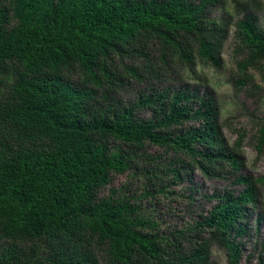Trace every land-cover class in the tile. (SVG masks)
Segmentation results:
<instances>
[{"label":"trees","instance_id":"trees-1","mask_svg":"<svg viewBox=\"0 0 264 264\" xmlns=\"http://www.w3.org/2000/svg\"><path fill=\"white\" fill-rule=\"evenodd\" d=\"M227 5L233 15L213 17ZM260 9L258 0H0V264H217L216 244L242 264L264 177L240 174L216 101L179 76L220 68L234 30L236 86L255 85L252 70L264 79ZM195 170L243 189L205 196L207 214L163 231L143 200ZM125 173L147 182L141 195L99 196Z\"/></svg>","mask_w":264,"mask_h":264},{"label":"rangeland","instance_id":"rangeland-1","mask_svg":"<svg viewBox=\"0 0 264 264\" xmlns=\"http://www.w3.org/2000/svg\"><path fill=\"white\" fill-rule=\"evenodd\" d=\"M258 1L261 3L260 22L264 25V0ZM232 12L231 5L219 6L213 11V17L225 19L233 15ZM241 59L243 55L237 49L234 30H232L223 48L220 68L199 64L195 72L190 73L192 76L184 74L179 78L184 79V83L191 89H199L202 93L212 95L220 109L219 124L223 129L226 143L242 157L245 163L240 174L257 179L264 177V152L258 154L257 150L260 128L264 121V79L259 72L252 70L249 74L254 77L255 85L236 86L235 82L239 76L236 63ZM180 81H176L174 85ZM132 94L130 92L128 98ZM145 117H149V114ZM157 151L155 147L150 148L152 153ZM233 181L234 178L230 177L208 179L199 170H195L187 182L183 181L178 186H172L169 189L170 193L154 194L153 201L143 200V211L157 220L163 231H167L170 227L190 225L198 220L201 214H207L214 205V202H210L205 196L209 197L217 191L239 192L243 189ZM146 183L145 180L130 173L114 174L111 183L100 190L99 196L107 197L113 191L117 192L116 197L141 195L143 185ZM258 196L257 207L251 210L248 235L241 239L242 264L249 254L253 253L256 257L264 254V184L258 186ZM149 202H152V205ZM260 216L263 217V221L259 228L256 220ZM211 256L214 263L228 264L227 251L220 245L216 244L211 248ZM256 257L248 264H259Z\"/></svg>","mask_w":264,"mask_h":264}]
</instances>
